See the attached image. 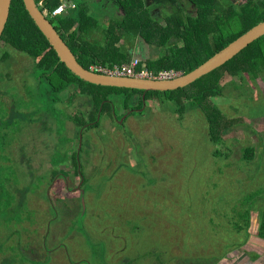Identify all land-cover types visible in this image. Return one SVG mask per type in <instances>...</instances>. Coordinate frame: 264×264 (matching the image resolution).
I'll return each mask as SVG.
<instances>
[{"label":"rangeland","instance_id":"rangeland-1","mask_svg":"<svg viewBox=\"0 0 264 264\" xmlns=\"http://www.w3.org/2000/svg\"><path fill=\"white\" fill-rule=\"evenodd\" d=\"M58 1L63 19L73 5ZM80 1L90 3L91 17L80 32L99 26L96 34L116 35L122 21L124 32L139 37L126 50L141 68L148 70L160 54L178 56L168 44L157 48L141 40L161 39L165 31L145 0ZM211 2L176 0L202 5L191 37L196 57L214 53L220 40L254 21H230V32L222 31L226 20L217 24L204 7ZM6 53L0 47V264H208L242 243L250 194L263 191L254 183L256 152L253 160L242 155L250 146L258 157L264 152V73L255 81L247 74L220 80L222 97L212 99L238 122L222 143L210 142L200 112L180 118L167 104L143 101L136 105L142 113L120 109L116 120L106 112L98 128L85 131L80 170L70 155L80 145L75 118L94 110L92 97L53 96L47 105L32 60L12 51L2 61Z\"/></svg>","mask_w":264,"mask_h":264},{"label":"trees","instance_id":"trees-1","mask_svg":"<svg viewBox=\"0 0 264 264\" xmlns=\"http://www.w3.org/2000/svg\"><path fill=\"white\" fill-rule=\"evenodd\" d=\"M35 1L41 12L45 9L52 12L56 8L61 7V3L58 0ZM68 1H70L73 6L67 7L68 14L65 15L66 17L62 19V16H47V20L52 24L56 32L59 33L62 40L69 46L78 63L88 71L93 66L111 69L114 66L129 65L132 58L131 54L126 49L134 44L135 40L139 38L138 35L133 34L132 36V32L129 34L127 30L124 32L121 28L123 27V24H121L122 21L117 24L118 33H116V35L96 34L99 26L92 30L87 28L84 32H80L83 21L84 23L91 22V17L88 15L90 3L80 0ZM118 1L120 4L126 2V0ZM152 1L155 5L157 4V6H173L174 14L169 17L167 30L176 33L177 37L170 38L168 36H163V39H156L150 36H141V40L147 45L151 47L156 46L157 48L165 47L168 44L170 50H175L176 53H178V56L170 58L160 54L156 60L154 59V62H152L153 60H149L147 69L154 75L168 71H175L178 74L180 73L181 76L188 75L213 58L217 53L224 50L236 39L247 33V30L242 31L239 35L237 34L230 40H220L219 42L221 43L218 44V49H216L214 53L202 56L198 55L196 57L197 53L193 55L190 49L195 42L191 37L199 30V20L196 18H186L187 20L182 18L181 11H176V7L178 8L176 0ZM193 2H195V0H193ZM40 3L42 4L41 6H39ZM201 7L202 5L197 7L199 17L202 16L200 14ZM204 7H207V5ZM108 22H110V19H108ZM77 24L79 26L75 29L74 26ZM170 26H172V29ZM99 36L104 39L99 40ZM199 37H197V39H199ZM121 43L123 45L119 46L118 44ZM179 43L185 46L184 49L178 48ZM0 47L7 51L2 61L10 59V53L12 51L21 53L32 60L33 75L38 73V83L43 82L45 86L43 98L46 100L43 101L46 102V104L50 100V97L53 96L55 98L65 97L67 99H72L83 93L88 97H92L94 110L88 114L91 115L92 119L86 121L85 117L88 115L82 117V119L78 117L75 118V121L77 120L78 122V129L80 127V131L78 132V142L80 145L73 154L69 150L72 157V164L74 165L73 167L80 168V170L79 161L80 154L83 152L82 146L84 147L85 143H87V138H84L85 131L98 128L106 112H109L116 120L122 118L123 115L119 113L124 109L132 111V116L134 113H142L145 109L137 111L136 105L139 104L140 109L143 101L157 100L156 103H160L161 105L167 104L176 114H180V118H183L188 110L200 112L204 116L205 121H207L210 142L216 145L222 143L223 137L231 133L236 127L235 124H238V122L234 120L235 123L233 120H229L212 99V97H222L223 89L220 80L225 77L235 78L241 74H247L249 80L255 81L259 74L264 73L263 37L223 67L217 69L207 77L198 80L194 85L182 90L164 93L142 92L89 85L74 76L59 62L56 54L38 31L37 26L27 13L22 0H13L9 21L0 40ZM71 89L73 90L70 91ZM57 103L58 102L55 104ZM71 120H74V118ZM19 127L21 126H18V128ZM254 151L255 149L251 146L244 149L242 155L244 160H253ZM216 153L218 154L217 151ZM67 155L68 154L63 158ZM75 173L80 175L83 181L84 178H82V174L80 172ZM21 204H25L23 199ZM260 235L264 236V223ZM132 262H134V260L127 264H131Z\"/></svg>","mask_w":264,"mask_h":264},{"label":"water","instance_id":"water-1","mask_svg":"<svg viewBox=\"0 0 264 264\" xmlns=\"http://www.w3.org/2000/svg\"><path fill=\"white\" fill-rule=\"evenodd\" d=\"M27 13L37 26L38 31L48 42L59 62L74 76L89 85L102 88L126 89L142 92H174L190 87L198 80L207 77L236 58L249 46L264 37V22L248 31L237 41L208 60L188 75L171 81H149L130 78H117L93 73L84 69L77 61L69 46L59 36L39 10L35 0H22ZM13 0H0V40L9 21Z\"/></svg>","mask_w":264,"mask_h":264},{"label":"flooded vegetation","instance_id":"flooded-vegetation-1","mask_svg":"<svg viewBox=\"0 0 264 264\" xmlns=\"http://www.w3.org/2000/svg\"><path fill=\"white\" fill-rule=\"evenodd\" d=\"M147 2L148 10L152 13V15L158 18V25L161 24L160 28L165 30L163 31V36H168L170 38H176V33L168 31V20L169 17L172 16L174 12L173 6H166L163 12H159L157 6L154 4L152 0H145ZM205 8L210 10L209 17L214 20H217V24L220 23L218 19L223 22L225 19L223 27H220L222 31H226L227 33L231 30L230 21H235L237 19L240 20H254L251 25L245 27L243 31H250L254 27L264 22V0H217L213 1ZM216 3V7L214 5ZM176 11H181V17L187 20L186 18L194 19L198 17V8L195 4H189L186 6L185 4L177 5ZM69 9V8H68ZM47 19V18H46ZM49 22V21H48ZM50 23V22H49ZM52 25V24H51ZM214 23H212V27ZM53 27V26H52ZM54 28V27H53ZM167 31V32H166ZM59 34V33H58ZM60 36V35H59ZM181 44V43H179ZM125 123V121L123 122Z\"/></svg>","mask_w":264,"mask_h":264},{"label":"crops","instance_id":"crops-1","mask_svg":"<svg viewBox=\"0 0 264 264\" xmlns=\"http://www.w3.org/2000/svg\"><path fill=\"white\" fill-rule=\"evenodd\" d=\"M254 149L257 161L260 162L254 176L255 188L262 187L263 191L250 194L254 202L244 214L247 220L241 223V226L246 228L247 235L242 239V243L240 241L230 245L232 247L223 258L212 259L208 264H264V236L260 235L264 223V152H260L258 157V150Z\"/></svg>","mask_w":264,"mask_h":264},{"label":"built area","instance_id":"built-area-1","mask_svg":"<svg viewBox=\"0 0 264 264\" xmlns=\"http://www.w3.org/2000/svg\"><path fill=\"white\" fill-rule=\"evenodd\" d=\"M39 6H41L39 4ZM65 12V9L59 7L53 10L52 12L47 11L46 9L42 12L43 15L47 18L58 17ZM89 71L101 75L117 77V78H130V79H139V80H149V81H171L174 80L177 76H180L175 71L163 72L158 75H154L152 72L145 70L139 66L138 61H133L129 65L124 66H115L112 69L107 67L93 66Z\"/></svg>","mask_w":264,"mask_h":264}]
</instances>
